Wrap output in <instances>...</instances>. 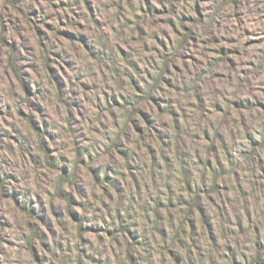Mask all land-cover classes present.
<instances>
[{
    "label": "rangeland",
    "instance_id": "374dc122",
    "mask_svg": "<svg viewBox=\"0 0 264 264\" xmlns=\"http://www.w3.org/2000/svg\"><path fill=\"white\" fill-rule=\"evenodd\" d=\"M128 251L264 264V0H0V264Z\"/></svg>",
    "mask_w": 264,
    "mask_h": 264
},
{
    "label": "trees",
    "instance_id": "16d2710c",
    "mask_svg": "<svg viewBox=\"0 0 264 264\" xmlns=\"http://www.w3.org/2000/svg\"><path fill=\"white\" fill-rule=\"evenodd\" d=\"M164 67H165V69L168 67L167 62L165 63ZM164 67H163V68H164ZM15 69H16V68H15ZM162 72H163V70L160 72L159 76L155 78V82H154L153 84H151L147 90H145V91H146L145 94L142 95V96L145 97L144 99H146V100H150V99H152L151 94L153 93V91L155 90V88L157 87V85L161 82V77L163 76V75H162ZM19 75H20V74H19ZM25 87L27 88L26 85H25ZM139 89L141 90L142 88L139 87ZM139 99H140V100L137 99L135 103L141 101V100H142V97H139ZM134 113H135V112H132V111H131V113H130L129 116H132ZM72 174H73V172H71V175H72ZM66 197H67V196H66ZM68 197H69V196H68ZM68 197H67V198H68ZM188 204L190 205V206H189V210H191V209L194 208V207H196V208H198V209L201 208V207H200V201H199V195H198V193H197L195 196L191 197V199L189 200ZM28 211H29V213H30L31 215H34V213H35L34 209H28ZM186 224H187V222L182 221L180 228L183 229V228L185 227ZM192 229H193V222L190 221V230H192ZM120 231H122V232L127 231V232H129V234H130V233H135V234H136V231H131L127 225H126V227H125L124 225H122V223H120ZM108 232H109V230H108ZM129 249H130V247H129ZM128 254H129L128 257H129V259H130V264H137V263L135 262V260L133 259V255L130 253V251H128ZM177 264H179L178 261H177ZM248 264H261V262H260L259 252H258V253L252 258V260H251L250 263H248Z\"/></svg>",
    "mask_w": 264,
    "mask_h": 264
}]
</instances>
